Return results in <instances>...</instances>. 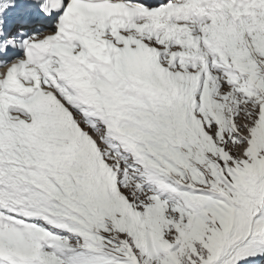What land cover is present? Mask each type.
<instances>
[{
	"label": "snow or ice",
	"instance_id": "obj_1",
	"mask_svg": "<svg viewBox=\"0 0 264 264\" xmlns=\"http://www.w3.org/2000/svg\"><path fill=\"white\" fill-rule=\"evenodd\" d=\"M0 264H264V0H0Z\"/></svg>",
	"mask_w": 264,
	"mask_h": 264
}]
</instances>
